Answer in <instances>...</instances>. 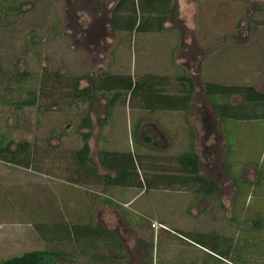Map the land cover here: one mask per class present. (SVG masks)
<instances>
[{
	"label": "rangeland",
	"instance_id": "obj_1",
	"mask_svg": "<svg viewBox=\"0 0 264 264\" xmlns=\"http://www.w3.org/2000/svg\"><path fill=\"white\" fill-rule=\"evenodd\" d=\"M177 1L163 32H115L117 0H41L12 27L0 29V68L18 62L21 70L32 72L29 89L41 78L48 87L57 85L47 80L44 69L60 72L66 80L48 100L58 101L50 111L25 107L16 112L0 105V139H26L40 149L47 142L56 146L37 157L40 171L0 160V261L51 247L77 252L67 242L47 244L36 226L58 225L54 230L61 231L60 226L92 222L113 231L123 252L105 244L108 234L96 227L94 238L102 242L89 252L94 260L79 255L75 262L61 264H264V122L231 123L224 131L202 89L215 82L254 84L264 92V0ZM105 72L136 80L145 74L169 77V89L187 74L195 80L196 93L187 114L178 109L151 113L141 100L122 98L108 117V100L100 92L91 113L93 161L99 164L102 149L134 150L132 126L145 116L138 139L146 167L174 169L171 157L188 147L191 126L201 172L218 185V198L175 188L104 191L92 176L83 185L67 180L88 110V104L72 99V81ZM257 163L260 173L253 167ZM99 171L114 176L100 166ZM255 221L263 226L260 231ZM179 233L198 242L204 238L200 233L232 237L234 246L246 247L232 263L185 236L178 238Z\"/></svg>",
	"mask_w": 264,
	"mask_h": 264
},
{
	"label": "trees",
	"instance_id": "obj_2",
	"mask_svg": "<svg viewBox=\"0 0 264 264\" xmlns=\"http://www.w3.org/2000/svg\"><path fill=\"white\" fill-rule=\"evenodd\" d=\"M40 1L0 0V29L12 27L18 17L24 16ZM169 1L171 0H117L112 15L113 30L115 32L125 31L130 36L140 31L146 33L165 31V24L170 20L169 14L173 11V6L167 4ZM44 70L43 75H47V80L51 83L55 82L57 85L48 87L41 78L37 86L29 89L28 86L33 76L32 72L21 70L18 62L12 67L0 68V105L11 107L16 112L25 107L37 108L38 111L42 107H45L46 111L56 107L58 105L57 100H51L52 102H48V100L53 97L54 92L60 90L66 80L60 72L52 74L48 73L47 69ZM83 81L88 83L86 87L82 86L81 82ZM176 81L178 83L177 88L169 89L167 88L170 84L169 77L155 74H145L136 80L129 75L123 77L105 72L97 77L91 73L74 79L70 90L72 99H80L83 103L88 104V110L79 126L82 144L71 154L73 161L71 171L73 173L67 180L77 185H83L92 176L103 184L104 191L110 188H141L147 191L175 188L190 190L196 197L199 196L200 198H218V185L201 172L200 157L195 147V133L191 126L189 127L190 143L188 147L177 157H171L172 163L174 162L176 165L174 169L165 166L146 167V156L142 155L139 149L143 145L138 139L141 124L148 118L145 116L140 117L132 126V135L136 145L134 150L107 151L102 149L99 151V164L95 163L91 157V113L99 100L100 92L108 100V117L113 116L117 103L122 98L124 100L125 98L141 100L145 108L151 113L157 112L159 109H178L187 114L196 93V83L194 78L187 74L178 77ZM202 89L208 97L214 114L223 125L224 131L226 127L229 129L231 123L236 125L243 122H264V92L254 84L207 82L203 84ZM172 90L176 91L173 92ZM234 97L239 99L238 104L232 102ZM54 136L55 134L52 133L50 139ZM145 140L146 142L151 141L149 138ZM55 148L56 146L51 145V142L46 143L44 150L42 147L40 149L36 143L26 139L7 141L2 138L0 139V160L10 165L40 171L41 169L37 166L39 162L37 157L42 155L44 151ZM158 157L153 156L152 158L156 160ZM226 164L229 169L232 167V164L227 160ZM99 166L107 172L114 173V176L108 173L101 174ZM253 167L258 173L262 172V167L258 163ZM140 171H143L144 174L142 175ZM149 174L151 175L149 176ZM106 204L116 205L111 200H107ZM254 226L256 231L263 228L259 221H255ZM57 227L59 226L49 227L47 224L40 223L36 229L47 244L52 243V241L53 243L67 242L66 244L76 246L77 252L51 247L45 250L26 252L21 256L2 260L0 264H61V261L75 262L79 255L88 257V254L94 260V256L89 252L97 243L102 242L96 241L94 238L96 227H101L103 232L108 234L110 239L107 242L104 241L105 244L114 245L118 247L121 253L123 252L118 236L103 226H95L91 222L85 226L78 224L60 226L62 227L61 231L54 230ZM51 230L55 234H51ZM179 234L181 235H178V238L183 239L185 236L188 242L193 243L195 241L182 233ZM199 235L204 237L203 240L195 242L211 252L213 257L226 260L239 258V252L234 248L232 237L208 233H200Z\"/></svg>",
	"mask_w": 264,
	"mask_h": 264
},
{
	"label": "crops",
	"instance_id": "obj_3",
	"mask_svg": "<svg viewBox=\"0 0 264 264\" xmlns=\"http://www.w3.org/2000/svg\"><path fill=\"white\" fill-rule=\"evenodd\" d=\"M173 2L176 4L178 1H177V0H171V1L167 2V4H169V5L172 7ZM171 13H172V12H171ZM171 13L169 14L170 16H171ZM165 29L167 30L166 25H165ZM166 30H165V31H166ZM99 226H101V225H99Z\"/></svg>",
	"mask_w": 264,
	"mask_h": 264
},
{
	"label": "flooded vegetation",
	"instance_id": "obj_4",
	"mask_svg": "<svg viewBox=\"0 0 264 264\" xmlns=\"http://www.w3.org/2000/svg\"><path fill=\"white\" fill-rule=\"evenodd\" d=\"M244 247H246V246H244ZM244 247H238L237 245L234 246V248L237 249L238 252L241 251V249H243ZM209 253H210V252H209ZM210 254H211V253H210ZM238 254H239V253H238Z\"/></svg>",
	"mask_w": 264,
	"mask_h": 264
}]
</instances>
